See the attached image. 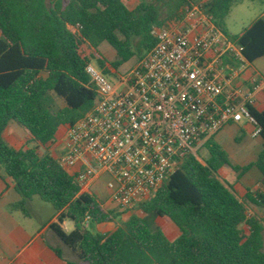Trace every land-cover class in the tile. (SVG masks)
<instances>
[{"label": "trees", "instance_id": "1", "mask_svg": "<svg viewBox=\"0 0 264 264\" xmlns=\"http://www.w3.org/2000/svg\"><path fill=\"white\" fill-rule=\"evenodd\" d=\"M156 2L142 0L131 10L124 0H0V169L21 197L11 209L28 216L26 207L33 197L49 203L58 215L49 230L78 259L66 264H264V222L249 212L251 205L264 207V192L249 191L240 199L228 182L229 175L239 179L252 168L264 177V109L249 107L261 128L262 150L256 161L234 166L211 138L204 145L207 158L183 156L155 196L138 205L141 213H131L105 234L89 231L86 219L92 224L116 222L121 213L107 209L94 194L81 193L75 178L49 151L58 129L76 123L95 104L86 66L97 59L105 75H116L135 56L134 37L142 38V58L154 47L150 32L164 21L162 5L171 20L180 8L194 4ZM236 3L199 4L252 63L264 57V18L239 35H229L225 18ZM103 42L115 50L114 61L97 57ZM11 122L36 146H10L3 133ZM157 218L169 219L178 237L169 240L154 224ZM65 221L73 223L70 232L62 227ZM51 249L64 259L60 249Z\"/></svg>", "mask_w": 264, "mask_h": 264}, {"label": "built area", "instance_id": "2", "mask_svg": "<svg viewBox=\"0 0 264 264\" xmlns=\"http://www.w3.org/2000/svg\"><path fill=\"white\" fill-rule=\"evenodd\" d=\"M150 34L154 47L116 84L98 67L86 66L95 104L76 123L64 125L57 157L81 193H91L105 176L108 201L121 213L138 211L183 156L196 154L224 126L246 119L255 127L253 137L261 132L249 107L264 93V77L227 89L248 61L243 47L221 32L200 4L184 6ZM224 57L238 63L230 75ZM88 223L89 218L84 226Z\"/></svg>", "mask_w": 264, "mask_h": 264}, {"label": "crops", "instance_id": "3", "mask_svg": "<svg viewBox=\"0 0 264 264\" xmlns=\"http://www.w3.org/2000/svg\"><path fill=\"white\" fill-rule=\"evenodd\" d=\"M124 1L129 9L134 10L142 0ZM144 1H146L147 3L155 4L154 2H152L153 0ZM190 1L191 3L199 4L204 3L208 0ZM182 8H180L178 12H180ZM167 17L168 10H166L164 14L161 13V19L164 20L162 25L173 20H169ZM261 17L264 18V13ZM263 58L264 57L259 58L252 63L248 62L247 67L232 80L227 89L231 87H248L253 77H264V74H262L259 70L260 64L262 63H258L259 60H262ZM223 63L225 66H227V70L225 72V74L227 75H230L232 71L235 70L238 66L237 61L230 57H224ZM106 66L108 67V65ZM116 74L118 75V78L122 75L120 74V72ZM254 107L259 110L264 109V93L257 94ZM254 129V125L244 119L239 123H230L224 126L217 134L212 137V140L226 152L231 164H233L234 166L243 167L251 162L256 161L259 153L262 150L261 138L253 137L252 135ZM21 130L23 129L21 128ZM23 132L24 133L20 132L16 128L9 127L8 125L3 133V138L10 146L17 150L35 147L36 144L31 141L29 135L24 130ZM63 132L64 126H61L57 131L56 142L54 144H59L61 146V152L63 149V145L61 143V140L59 141V139H61ZM38 151L42 154L44 152V149L39 148ZM207 157L208 151L205 158ZM0 174L8 183L7 186L5 181L0 177V264H66L65 260L77 259L76 254L62 242L61 244L62 246H64L65 250V253H62L64 259L59 258L51 249V247L60 249L59 247H57V245L51 242V240L55 242L60 241L48 228V225L50 223L57 221L58 215L56 214L48 225L41 222L40 228L32 226V219L29 217L30 214H28L27 216L19 210L11 209V205L18 203L21 197L15 190L14 185L11 183V180L5 175L3 169H0ZM253 176L255 177V179H253ZM237 177V174L229 175L228 182L230 183L235 194L240 199H243L249 191L251 193L264 192V177L261 175L257 168L250 169L239 179ZM230 178L234 179L235 184L230 182ZM18 211L24 215V221H20L18 215L16 214V212ZM249 212L252 214H256L264 222V219L260 216H264V207L251 205ZM125 215L127 214H124V216ZM63 225L66 227L65 222L63 223ZM95 225L97 226L99 233L105 234L112 232L116 228L117 223L108 222ZM178 235L172 239L167 235L166 236L169 240H174L178 237Z\"/></svg>", "mask_w": 264, "mask_h": 264}, {"label": "rangeland", "instance_id": "4", "mask_svg": "<svg viewBox=\"0 0 264 264\" xmlns=\"http://www.w3.org/2000/svg\"><path fill=\"white\" fill-rule=\"evenodd\" d=\"M171 1H177V0H171ZM155 4V0H153ZM168 9L167 6L162 5L160 7L161 13H165ZM264 13V2L261 1H248V0H237V3L231 8L229 14L225 18V25H226V31L229 35H239L244 28H247L251 25V23L256 20L257 18L261 17ZM178 15H180V12H178ZM132 42L134 44L135 48V56L131 58L127 63L123 64L120 67V74L124 75L129 70L135 66L141 59L142 55L144 54L145 50L142 46V38L141 37H134L132 39ZM97 57H103L106 60L114 61L116 59V52L113 49L110 44L107 42H103L98 47V54ZM258 63L260 64L259 70L262 74H264V58L262 60H259ZM92 64L96 67H98L97 59H94L92 61ZM113 72V70H111ZM107 79L113 83L116 84L118 75H112L107 74ZM243 124V123H242ZM9 127L16 128L20 132L24 133L21 128H19L14 122L9 123ZM60 141V139H59ZM256 141V140H252ZM61 146L58 145H52L49 148V151L52 152V154L55 157H58L61 152ZM42 151V150H41ZM195 155H199L201 158H205L207 156V149L202 146L199 148V150L196 152ZM253 179L255 177L253 176ZM231 183L235 184L234 179H229ZM106 181L107 178L101 177L100 180L91 188V193L94 194L100 201L104 202V205L107 209H113L118 213L119 212L116 208L112 206V204L109 203L108 197L110 195V191L106 188ZM27 212L30 214L31 224L32 226H35L36 228L41 227V222L44 224H49L51 220L55 217L56 212L53 209V207L44 201H42L39 197H33V199L29 202V204L26 207ZM137 212L136 210L129 212V213H121V216L116 220V223H120L122 221H125L129 214ZM18 215L20 221H24V215L21 212H16ZM124 214H127L124 216ZM263 219L264 216L260 215ZM57 222V221H56ZM154 224L158 226L162 231L169 237L174 238L178 235L179 231L176 228V226L167 218H157L154 220ZM65 225L67 227L66 232H70L73 229V223L70 221H65ZM87 229L93 233L99 232L97 229V226L92 223H88ZM51 242L57 247H59L62 250V253L64 254V246H62L61 242H55L51 240ZM78 260V259H73Z\"/></svg>", "mask_w": 264, "mask_h": 264}]
</instances>
